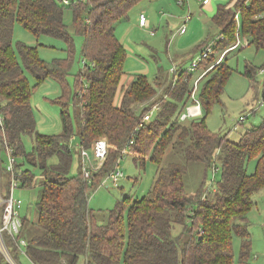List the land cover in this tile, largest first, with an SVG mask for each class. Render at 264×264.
Listing matches in <instances>:
<instances>
[{"label": "trees", "instance_id": "1", "mask_svg": "<svg viewBox=\"0 0 264 264\" xmlns=\"http://www.w3.org/2000/svg\"><path fill=\"white\" fill-rule=\"evenodd\" d=\"M141 1L0 0V116L4 134L23 165L29 162L42 171L36 218L29 222L24 217L19 235L27 240L26 253L33 264H78L82 259V264H233L234 234L242 240L241 261L246 263L250 256L248 213L254 205V194L264 188V121L246 128L238 141H232L210 130L205 118L181 120L184 107L180 108V104L187 96L186 100L190 98L192 91L193 72L187 68L174 72L175 79L171 81L161 71L154 82L145 75L135 76L124 88L121 104H116L127 58L116 26L129 18V12ZM67 8L73 15L75 32L83 37L81 53L85 63L76 82L84 77L87 84L79 90L77 83L72 94L76 130L66 90L64 99H58L62 130L44 134L36 129L31 104L34 85L28 74L35 78V85L51 77L65 89L69 87L67 76L72 68L75 39L65 22ZM211 21L218 35L199 46L201 52L214 42V52L201 65L208 67L201 79L204 84L200 93L207 112L220 101L232 73L226 59L216 61L217 51L229 49L237 42L238 34L264 50V0H229L217 6ZM16 22L37 37L48 35L64 40L68 56L48 62L40 56L38 45L22 41L14 44ZM257 69L247 64L245 75L253 79ZM162 85L165 89L157 97ZM151 98V104L159 102V107L145 122L143 117L149 107L139 110L135 105ZM261 99L264 101V85ZM1 129L0 126L3 137ZM75 134L81 148L105 141L106 159L98 174L101 181L116 169L126 151L142 164L151 155L157 171L149 193L134 200L122 198L111 209L93 210L89 198L99 185L96 176L91 182L84 179L81 149L77 150L78 173H70L74 152L70 140ZM26 135L33 140L31 152L25 149ZM132 138L134 142L129 144ZM171 145L183 155L184 163L163 165ZM52 156L57 161L48 165ZM252 158L257 162L254 171L249 172L247 164ZM195 161L212 170L217 163L222 171L211 196L213 180L207 190L204 181L198 193L186 191L184 177L188 164ZM1 170L4 185H8L9 176L4 167ZM34 179L35 173L26 169L21 186L33 188ZM7 239L14 257L22 264L17 243ZM0 264L10 263L0 254Z\"/></svg>", "mask_w": 264, "mask_h": 264}, {"label": "rangeland", "instance_id": "2", "mask_svg": "<svg viewBox=\"0 0 264 264\" xmlns=\"http://www.w3.org/2000/svg\"><path fill=\"white\" fill-rule=\"evenodd\" d=\"M228 1L213 0L212 4L204 5L202 0H187L184 5H180L177 0H143L136 5L129 12V18L122 19L116 26V35L125 46L127 58L124 64L125 73L121 80V86L116 93L115 103L121 104L124 88L137 75H145L150 82H154L156 75L161 71L163 76L165 75L164 77L167 76V81L175 79V75L171 71L174 64H177L178 68H187L192 59L198 57L200 44L211 37H217L218 29L213 25L211 19L217 6ZM142 12L149 21L148 26L139 24V15ZM189 14L191 17L186 21L187 31L180 34L178 28L184 23L185 17ZM65 22L69 25V30L75 39L72 68L67 76L69 87L65 89L59 81L51 77L35 85V78L28 74L30 83L34 85L31 104L36 119V129L44 134H58L61 132L58 99L64 96L66 90L68 93L65 98L69 101V111L76 130L72 94L77 88V83L79 90L82 85L87 84V79L84 77H80L76 82L79 70L83 68L85 63L81 53L83 37L75 32L73 15L68 8L65 9ZM237 39H240L241 42L238 49L225 54L226 47L221 51H217L216 54L218 56L216 61L220 62L223 56V61L226 59L232 70L220 96V101L212 104L208 112L201 103L203 113L198 116L205 118L210 130L221 133L232 141H238L246 128L264 121V101L261 99L264 73L260 71V68L264 66V50L257 49L254 44H249L244 36L238 34ZM21 41L38 45L40 56L48 62L53 61L55 58L67 57L69 54L67 43L64 40L48 35L37 37L19 22H16L13 42L16 44ZM247 64L254 65L256 69L258 68L253 79L245 75ZM203 69L204 66H201L193 71L191 90L194 87L195 78ZM203 84V80H201L194 99L200 101ZM164 89L165 85H162L159 89L160 93H157L156 96L158 97ZM187 97L180 104V108L184 107L183 111L195 103L191 95L188 100H186ZM152 101L151 98L135 106L139 110L144 107H149V110H152L156 107L153 111L155 113L159 107V102L151 104ZM241 115H247V117L244 121L239 122ZM196 117L191 116L185 121L190 122ZM24 143L26 152H31L33 140L30 135L24 137ZM70 145L74 150L70 173L77 174L80 162L77 150L81 149V145L76 135L71 138ZM87 153L92 158L95 156L91 147L87 148ZM2 158L6 160L5 151L2 152ZM105 159L106 157L103 160L105 161ZM184 161L183 155L171 145L168 147L162 163L164 165L169 162L184 163ZM55 162L56 156H52L48 160V165ZM256 162V158L248 161L247 169L249 172L254 171ZM102 165L93 173L92 180L96 176V185L99 186L92 189L89 198V206L95 211L111 209L122 198L134 200L147 195L155 180L157 171V164L151 159V155H147L145 163L142 164L140 161H135L132 155L126 151V154L120 158V168L123 170L124 175L118 179L117 183L113 180L103 183L98 176L99 171L102 170ZM213 165L215 166L217 163ZM25 167L30 168L35 173L34 182L36 185L33 188L16 189L15 195L23 199L21 214L30 222L36 218L37 186L42 180V171L29 162L25 163ZM221 176L222 171L219 168H216L215 175H213L211 167L206 168L203 162H190L184 177L186 191L192 195L198 193L204 181H206L207 187L205 189L207 190L211 187L209 184L213 180L215 187L213 186L211 192L208 191L211 196L216 191V184ZM253 199L254 205L248 213L249 231L252 240L250 256L246 263L241 261L242 240L237 234H234L233 264H264V188L257 191ZM82 261L83 259L78 264H82ZM21 262L22 264H33L26 255L21 257Z\"/></svg>", "mask_w": 264, "mask_h": 264}, {"label": "built area", "instance_id": "3", "mask_svg": "<svg viewBox=\"0 0 264 264\" xmlns=\"http://www.w3.org/2000/svg\"><path fill=\"white\" fill-rule=\"evenodd\" d=\"M63 1L65 3L70 2V0H63ZM210 1L211 0H202V3L205 5V4H208ZM177 2L180 5H184L186 0H177ZM190 17H191L190 14L187 15L185 17L184 23L178 28V32L180 34H184L187 31L186 21L190 19ZM139 24L141 26L149 25V21L143 12L139 15ZM240 43H241L240 39H238L237 42L231 45L229 49L237 47L238 45H240ZM229 49L225 50V52H227ZM213 52H214V42H209L205 46V48L199 53L198 57H195L192 59L190 65L187 67L188 71L193 72L197 68H200L203 60ZM212 67L213 66H210L209 69ZM178 69L180 68H178L177 64H174L171 71L174 73V72H177ZM207 71H208L207 68L203 69L198 74V76L195 78L194 87L191 91V96L193 97V99L195 98L194 95L198 89V83ZM260 71L264 73V67L261 68ZM194 101H195L194 105L188 107L180 115L181 120H187L191 116H199L202 114L201 102L196 99H194ZM154 109L149 110L144 115L143 120L145 122L152 119ZM246 117L247 115H241L239 118V122L244 121ZM0 126L2 127L1 131L3 132V137L0 132V254L6 259L8 263L20 264L14 257L13 251L11 249V246L7 238H11L13 241L17 243V247L20 251L21 257L23 255L27 256V253H26L27 240L24 237L19 236L21 233L23 224H24V217L21 214V210L23 207V199L21 197L16 196L15 191L16 189L22 190L23 187L21 186V177L24 171L28 168H25V165H23L20 162V159L15 154L14 148L10 146V144L8 143L7 138L4 134L5 130L3 129V122H2L1 116H0ZM140 127L141 126L137 127L136 129ZM100 141H103V140H99L97 142L99 146L97 149L99 152L93 158L90 157L89 154L87 153V148H81V151H80L81 172H82L84 179L89 182H91L93 179L94 171L98 170L104 161L103 159L105 157V154H103L104 155L103 158L97 159V156H100L102 152L100 151V146L102 145V142ZM133 142H134L133 138L129 140V144H132ZM3 151L6 152V160L2 158ZM2 167L5 168L9 176L8 185H4V176L1 170ZM213 168H214L213 169V175H214L216 168L218 169V167H216L215 165ZM123 175H124V172L120 168V159H119L116 164V169L112 171L103 180V183H106L108 180H113L115 183H117L118 179ZM211 183L209 184V186H211ZM200 231L202 232L201 229Z\"/></svg>", "mask_w": 264, "mask_h": 264}, {"label": "crops", "instance_id": "4", "mask_svg": "<svg viewBox=\"0 0 264 264\" xmlns=\"http://www.w3.org/2000/svg\"><path fill=\"white\" fill-rule=\"evenodd\" d=\"M187 1V0H186ZM213 0H211L208 4H205V5H209L211 2H212ZM203 4V3H202ZM212 4V3H211ZM212 7V6H211ZM60 125H61V130H62V121H61V116H60ZM76 135V134H75ZM78 137V136H77ZM99 141V140H98ZM98 141H95L94 142V144H93V146L91 147V148H93V150H94V155H96L99 151H98V144H97V142ZM100 142H102V145L100 146V151H102L101 152V154H100V156H97V159L98 158H103L104 157V155L103 154H105V157H106V154H107V145H106V143H105V141H100ZM104 142V143H103ZM56 161H57V157H56ZM79 165H80V162H79Z\"/></svg>", "mask_w": 264, "mask_h": 264}]
</instances>
